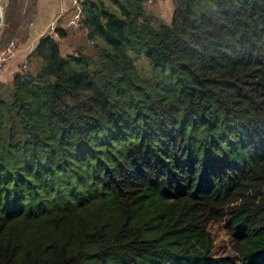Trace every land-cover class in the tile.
Returning <instances> with one entry per match:
<instances>
[{
	"label": "trees",
	"instance_id": "trees-1",
	"mask_svg": "<svg viewBox=\"0 0 264 264\" xmlns=\"http://www.w3.org/2000/svg\"><path fill=\"white\" fill-rule=\"evenodd\" d=\"M153 1L84 0L0 85V264H264V0Z\"/></svg>",
	"mask_w": 264,
	"mask_h": 264
},
{
	"label": "crops",
	"instance_id": "crops-1",
	"mask_svg": "<svg viewBox=\"0 0 264 264\" xmlns=\"http://www.w3.org/2000/svg\"><path fill=\"white\" fill-rule=\"evenodd\" d=\"M72 2L73 0H40L39 13L36 20L31 24L28 41L18 48L15 58L0 71V85L8 84L13 81L14 76L21 70V67L24 66L25 60L28 55L32 53L38 41L42 38V35L47 32L54 23L59 27V30H64L68 33V38L63 40V45H68L69 47L74 45L75 42L73 40H75L76 32L71 31L69 26L71 15L68 13L63 17L60 16L61 10L70 8ZM58 17H60L59 20H57ZM66 41L72 42L66 44ZM73 50H75V48L71 49V51Z\"/></svg>",
	"mask_w": 264,
	"mask_h": 264
},
{
	"label": "rangeland",
	"instance_id": "rangeland-1",
	"mask_svg": "<svg viewBox=\"0 0 264 264\" xmlns=\"http://www.w3.org/2000/svg\"><path fill=\"white\" fill-rule=\"evenodd\" d=\"M8 0H0V5L3 8V15L5 14V9L7 7ZM148 11L155 13L159 16H161L164 20L167 22H171L174 14V7L171 2V0H157L153 1L148 4ZM4 28V23L0 27V36H1V31ZM77 33V35H76ZM75 33V40H73L75 43L72 46L68 45H63V50L65 53H71V49L75 48L76 46H79L81 41L83 40V35L78 34L79 32ZM67 42V43H66ZM65 43L68 44L72 41H66ZM71 51V52H70ZM24 67V66H23ZM22 68V67H21ZM24 70V68H23ZM29 70H33L34 68L29 66ZM211 233L214 237L215 240V250L217 256H230L232 255L231 249H230V235L228 233V230L225 228V225L222 223H214L211 226Z\"/></svg>",
	"mask_w": 264,
	"mask_h": 264
},
{
	"label": "built area",
	"instance_id": "built-area-1",
	"mask_svg": "<svg viewBox=\"0 0 264 264\" xmlns=\"http://www.w3.org/2000/svg\"><path fill=\"white\" fill-rule=\"evenodd\" d=\"M84 0H73L70 8L66 9L64 8L60 12V16L63 17L66 14H70V22L69 26L71 31L76 32L79 29L82 28L83 25V10H82V3ZM60 17H58L57 20H59ZM4 23V15H3V8L0 5V27ZM58 30L59 27L55 25V23L51 26V28L45 32L42 35V38L48 37V36H53V37H58ZM18 52V47L13 43L11 44L7 49L0 51V71L7 65L9 64L16 56ZM26 62L24 63V70H28L30 63L28 60H25Z\"/></svg>",
	"mask_w": 264,
	"mask_h": 264
},
{
	"label": "bare ground",
	"instance_id": "bare-ground-1",
	"mask_svg": "<svg viewBox=\"0 0 264 264\" xmlns=\"http://www.w3.org/2000/svg\"><path fill=\"white\" fill-rule=\"evenodd\" d=\"M4 17H5V14H4Z\"/></svg>",
	"mask_w": 264,
	"mask_h": 264
}]
</instances>
